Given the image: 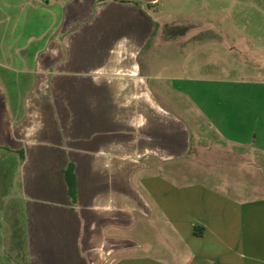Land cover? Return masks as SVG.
<instances>
[{"label": "crops", "instance_id": "1", "mask_svg": "<svg viewBox=\"0 0 264 264\" xmlns=\"http://www.w3.org/2000/svg\"><path fill=\"white\" fill-rule=\"evenodd\" d=\"M140 2L71 0L29 53L3 58L27 85L22 100H0V172L12 162L18 173L24 263L264 264V196L189 154L199 135L178 93H194L190 116L202 103L175 83L192 67L149 53L152 7Z\"/></svg>", "mask_w": 264, "mask_h": 264}, {"label": "rangeland", "instance_id": "2", "mask_svg": "<svg viewBox=\"0 0 264 264\" xmlns=\"http://www.w3.org/2000/svg\"><path fill=\"white\" fill-rule=\"evenodd\" d=\"M69 1L0 0V63L11 65V70L0 67L1 102L22 100L27 86L15 82L20 73L14 61L3 58L29 53L34 38H45L62 20ZM150 5L149 53L159 54L162 62L179 60L184 70L192 67V75L175 84L199 91L202 107L191 116L194 93H178L184 118L194 119L190 134L199 135L189 154L201 166L214 163L221 180L245 183L249 196H264V0H155ZM17 87L21 91H13ZM243 132L253 138L246 144L228 137ZM5 166L0 264H26L23 237L13 234L22 223L20 181L13 163ZM244 168L245 178L238 172Z\"/></svg>", "mask_w": 264, "mask_h": 264}, {"label": "trees", "instance_id": "3", "mask_svg": "<svg viewBox=\"0 0 264 264\" xmlns=\"http://www.w3.org/2000/svg\"><path fill=\"white\" fill-rule=\"evenodd\" d=\"M65 177H66V181H67V190H68V195L70 196V198H74V188L73 185L71 184V180H70V171L69 168L67 170H65Z\"/></svg>", "mask_w": 264, "mask_h": 264}, {"label": "water", "instance_id": "4", "mask_svg": "<svg viewBox=\"0 0 264 264\" xmlns=\"http://www.w3.org/2000/svg\"><path fill=\"white\" fill-rule=\"evenodd\" d=\"M141 2H145V3H151V2H154L155 0H139Z\"/></svg>", "mask_w": 264, "mask_h": 264}]
</instances>
